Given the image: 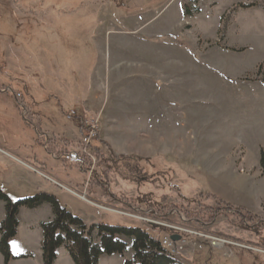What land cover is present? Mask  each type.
<instances>
[{"label":"rangeland","instance_id":"1","mask_svg":"<svg viewBox=\"0 0 264 264\" xmlns=\"http://www.w3.org/2000/svg\"><path fill=\"white\" fill-rule=\"evenodd\" d=\"M230 6L229 0H0L4 193L18 201L52 191L88 227H140L177 244L183 264H242L234 251H249L214 248L197 231L251 245L264 257L258 248L264 99L240 87L263 82L264 69L242 75L232 64L223 43ZM38 124L49 139L68 140L89 172L36 144ZM102 159L116 161L122 172L112 170L98 188L90 181L106 169ZM127 166L151 181H131ZM37 186L41 191L33 192ZM233 204L255 210L249 213L263 223L260 238L232 213L196 224L202 214L209 220L204 208ZM149 209L159 216L156 225L145 220ZM93 236L98 242L97 231ZM120 239L127 253L107 264L133 259V241Z\"/></svg>","mask_w":264,"mask_h":264},{"label":"trees","instance_id":"2","mask_svg":"<svg viewBox=\"0 0 264 264\" xmlns=\"http://www.w3.org/2000/svg\"><path fill=\"white\" fill-rule=\"evenodd\" d=\"M254 5L240 6V8H250ZM264 81V80H263ZM37 116L38 114L35 113ZM38 117V116H37ZM40 124L34 129L38 132L36 144L46 149V152L54 155L56 159L65 164H77L82 168V172H89L87 162L71 155L70 142L64 139H49L41 132ZM261 164L264 166V154L261 155ZM102 165L106 169L102 172H93L90 184L101 188L102 183L108 180L109 173L117 170L118 163L114 160L107 161L102 159ZM117 165V166H116ZM86 166V167H84ZM126 171L125 168L122 169ZM129 178L131 181L139 183L143 179L151 181V177L141 174L133 166H127ZM122 172V171H121ZM145 176V177H144ZM0 200L4 202L6 209V218L0 225V253L5 262L9 263L14 259L29 258V256L16 257L11 253L10 242L17 235L19 220V211L25 209H37L43 205H49L53 211V219L41 224L43 231L42 253L43 264H55L58 256V250L65 246L70 254L74 264H98L103 255H124L128 251V245L120 238H126L133 241L134 257L125 264H183L175 257L162 248L160 236L152 235L140 227H126L122 225H110L100 223L95 227H88L82 219L74 216L66 207L62 206L54 195L48 193H39L33 197L13 201L0 188ZM221 202V201H220ZM221 204V203H220ZM150 207V206H149ZM170 208H177L170 206ZM159 209V208H157ZM205 214H209V220L205 221V215L201 211L193 212L194 215L202 214V218H196V224L200 227L211 224L215 217L220 214H231L238 219L242 228L256 234L258 238L262 234L263 223L254 221L251 213L243 208H234L230 205L221 207L218 205L214 209H205ZM97 231L98 242L94 240L93 234ZM259 247L264 248V239L258 241ZM236 258H239L243 264V259L250 258L251 264H261L263 256L254 254L253 251L236 250ZM261 261V262H260ZM264 263V262H263Z\"/></svg>","mask_w":264,"mask_h":264},{"label":"crops","instance_id":"3","mask_svg":"<svg viewBox=\"0 0 264 264\" xmlns=\"http://www.w3.org/2000/svg\"><path fill=\"white\" fill-rule=\"evenodd\" d=\"M229 3L231 5L230 8L233 10L228 18L227 31L224 34L223 43H225L226 52L232 64L239 67L237 69L240 74L255 75L260 68L264 69V0H229ZM240 5L254 6L238 8ZM248 84H241L240 87L245 89L251 87L252 90L255 89V91L259 92V96L264 99V81ZM41 187L37 186L36 190L33 187V192L41 191ZM52 193L51 191L48 194ZM55 194L54 196L56 197ZM233 205L248 212L255 211L250 208V205ZM53 217V211L49 205H43L32 210L22 208L18 215L19 227L17 235L11 240L10 248L14 256H29V258L14 259L6 263L0 253V264H43V231L41 224L52 220ZM5 218V204L0 200V225ZM110 260L118 261L113 256L107 258L103 255L98 264H107ZM55 264H74V262L66 250V253L58 252Z\"/></svg>","mask_w":264,"mask_h":264},{"label":"built area","instance_id":"4","mask_svg":"<svg viewBox=\"0 0 264 264\" xmlns=\"http://www.w3.org/2000/svg\"><path fill=\"white\" fill-rule=\"evenodd\" d=\"M90 138V136H89ZM149 213L152 217L146 218L145 220L150 223L151 225H156L158 222V219H153L154 215H156L157 217L158 214L153 210V209H149ZM155 223V224H153ZM177 230V226L176 227H172V230ZM180 231V230H178ZM183 232V231H180ZM188 233V232H187ZM190 235L193 236V231H189ZM196 236L199 237V239L205 243H209L210 246L214 247V248H224L226 245H231L232 247H236V248H243V249H247L249 251H259L254 247H251V245H245L242 243H239L237 240H233L232 238H227V237H219V236H215V235H209L200 231H197V233L195 234ZM205 240V241H204ZM161 246L163 249H165V251L167 253H169L172 257H175L176 259L181 258V254H182V250L177 246V244H173V242L168 241V239H161ZM180 243V242H177Z\"/></svg>","mask_w":264,"mask_h":264},{"label":"water","instance_id":"5","mask_svg":"<svg viewBox=\"0 0 264 264\" xmlns=\"http://www.w3.org/2000/svg\"><path fill=\"white\" fill-rule=\"evenodd\" d=\"M178 239H179V237H177V236H173V237H172V240H173V241H177Z\"/></svg>","mask_w":264,"mask_h":264},{"label":"bare ground","instance_id":"6","mask_svg":"<svg viewBox=\"0 0 264 264\" xmlns=\"http://www.w3.org/2000/svg\"><path fill=\"white\" fill-rule=\"evenodd\" d=\"M80 157H82V156H80ZM79 158V157H78Z\"/></svg>","mask_w":264,"mask_h":264}]
</instances>
